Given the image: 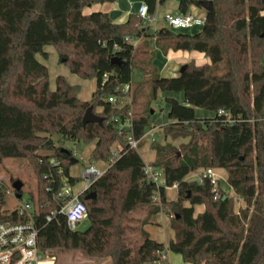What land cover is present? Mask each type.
Returning a JSON list of instances; mask_svg holds the SVG:
<instances>
[{
    "label": "trees",
    "instance_id": "obj_1",
    "mask_svg": "<svg viewBox=\"0 0 264 264\" xmlns=\"http://www.w3.org/2000/svg\"><path fill=\"white\" fill-rule=\"evenodd\" d=\"M115 1L0 0V163L20 158L32 166L37 195L30 199L37 204L33 219L39 249L78 250L92 258L109 257L111 264L158 261L166 250L192 264H264V0H212L201 29L193 34L166 27L149 31L137 13L118 22L107 12H83L92 4ZM143 2L154 14L158 0ZM191 5L200 7L198 0H178L180 12ZM148 37L163 54L169 49L197 51L209 63L188 62L182 72L161 76L152 65ZM134 38H139L135 46L128 41ZM44 45L54 46L59 62L71 73L96 79L90 100H80L79 86L62 75L55 77V89L50 90L47 67L36 59V54L47 56ZM112 57L121 63H112ZM222 63L226 71L219 74ZM133 69L144 79L131 85L130 102L123 106L109 102V95L121 94L117 86L130 84ZM145 83L151 87L150 99L158 90L183 93L182 102L165 98L169 121L162 125L165 136L189 137L180 146V155L170 144L151 143L155 151L151 165L161 170L165 186L176 184L177 198L172 201L166 200L164 186L158 188L159 202L152 201L156 187L147 180L138 152L150 114L132 106ZM88 106L103 117L100 124L82 123ZM195 108L212 115L197 117ZM128 117L130 128L120 129ZM128 132L136 148L127 145ZM53 135L57 140L94 142L90 160L108 163L78 195L87 208L84 230H70L59 212L45 219L63 202L57 196L62 177L71 185L80 180L68 171L72 150L58 144ZM113 144L121 150L110 161ZM59 167L62 175L56 173ZM205 167L226 170V181L243 199L244 208L235 212L233 198L219 184L214 191L205 177L184 180ZM90 191L95 196L85 199ZM3 203L0 190V220L25 219L1 209ZM200 204L204 210L194 215V206ZM141 209L147 214L171 213L174 238L165 245L139 227L141 239L131 245L130 222Z\"/></svg>",
    "mask_w": 264,
    "mask_h": 264
},
{
    "label": "rangeland",
    "instance_id": "obj_2",
    "mask_svg": "<svg viewBox=\"0 0 264 264\" xmlns=\"http://www.w3.org/2000/svg\"><path fill=\"white\" fill-rule=\"evenodd\" d=\"M200 1V0H198ZM100 5V4H97ZM89 7V6H87ZM86 7V8H87ZM100 6L97 7V10H91V11H98L100 10ZM191 11V14L193 16H202L205 10L202 7L194 6ZM86 8L83 10L86 11ZM178 9V0H161L160 2H157L155 12L153 16L155 17V22L150 25L151 29L154 27L155 24L163 23L161 18L165 13H174ZM197 28L188 29L187 32H193L196 31ZM139 42V41H138ZM137 42V43H138ZM153 50V57L156 56V51L159 50L161 54H163V51L156 47L155 45L151 47ZM43 50L47 53L46 57L41 56L40 54H36V59L44 64L47 67L48 71V84L50 90L55 89V73L59 72V75H62L65 77V79L68 81V83L72 85H78L79 86V92H78V98L82 101H88L91 98V94L94 91L96 87V79H83L79 77L77 74L71 73L68 66L64 63L59 62L58 54L52 45H44ZM191 52V51H190ZM188 62H192L195 64H200L199 60L195 58L194 56L189 57ZM264 64V56L262 60ZM209 63V61H208ZM181 66V65H180ZM180 68V67H179ZM136 69L132 70V77L133 75H136ZM226 71L225 65L222 63L219 67L218 73L221 74ZM141 72V71H140ZM162 76V75H161ZM164 76V75H163ZM144 79V77H143ZM142 79V80H143ZM140 81H135L134 84L140 83ZM143 90V91H142ZM151 87L149 84L145 83L142 86H140V94L139 97L135 100L133 103V109L135 111L146 109L148 110L150 114V120L151 123L157 126H162L163 124L167 123L168 117V104L165 100L166 97H172L176 96L179 98H182L181 92H172V91H157L156 96L154 99H150V93ZM130 101V100H128ZM198 109V108H197ZM198 113H204L207 115L200 116V117H207L211 116L212 114L207 113L205 111L202 112L201 108L196 111V114ZM198 117V116H197ZM164 122V123H163ZM149 128V127H148ZM147 128V129H148ZM164 133L162 131H158V135L154 137L153 140H151L150 134L145 136L144 141H142V145L148 144V142L151 143L155 142L160 145H166L170 144L174 147H176L177 150V156L180 155V146L182 144H185L188 142L189 137H177L175 139H172L171 137H168V140H165ZM52 138L63 147L69 148L72 150V156H71V164L69 166V173L71 175H76L80 178V184L78 183L74 187V192L76 193L77 189L80 187L81 184H83V179L81 178V173L84 170V168L90 164L95 165L96 168L99 169L97 162L98 161H92L90 160L91 151L94 147V142L90 143H83L78 141H73L69 139H58V136L53 135ZM117 144H113L111 146L112 151L115 149V146ZM141 145V146H142ZM144 148V147H143ZM143 148H139V154L143 158V160H147L148 157L145 154V151ZM150 149H152L150 147ZM101 165L107 167L108 164L105 161L99 162ZM199 169V168H198ZM217 169V175H218V181H219V187L224 188L226 194L233 198L234 200V211H238L239 208L245 207V202L242 198L238 197L234 194L233 190L228 189L229 184L226 181V170L223 168H216ZM101 170V169H100ZM197 170V169H196ZM194 170V171H196ZM187 176V175H186ZM0 177L3 179L5 187L3 188L4 191V203L1 206V209H11L17 205V202L23 203L27 200H30V198H36L37 195V178L36 175L32 169V166L30 162L27 159H20V158H5L0 163ZM20 180L22 182V186L20 189L21 197L16 198L15 197V190L12 188V182L14 180ZM232 189V188H231ZM167 198L168 201H172L171 199L176 200L177 198V190L170 189L167 191ZM183 203H188V201H184ZM182 203V204H183ZM159 213V214H158ZM158 213L154 214H147V211L145 209L137 210L133 214V221L130 222V231H128L129 236V243L133 246H135L141 239L140 233L138 235V229L143 224H147L149 221H157L159 223L158 227L159 229L151 230V236L150 238H154L156 240H162V227H165L167 231H170L169 225H170V216L171 213L160 211ZM162 213V214H161ZM157 214V215H156ZM194 215H196V210H194ZM161 219H163V226L161 224ZM142 224V222H144ZM154 221V222H155ZM169 222V224H168ZM153 223V222H152ZM88 226L87 219H84L80 221L77 225V229L84 230ZM171 227V226H170ZM173 230V229H172ZM174 232V231H173ZM47 254L49 257H54L53 264H111V260L109 257H102V258H92L88 257L82 252L78 250H70V251H57V250H50L47 251ZM183 261V260H180ZM48 263V262H47ZM43 263V264H47ZM151 264V263H149Z\"/></svg>",
    "mask_w": 264,
    "mask_h": 264
},
{
    "label": "built area",
    "instance_id": "obj_3",
    "mask_svg": "<svg viewBox=\"0 0 264 264\" xmlns=\"http://www.w3.org/2000/svg\"><path fill=\"white\" fill-rule=\"evenodd\" d=\"M138 16L141 18L143 27H150L155 22V17L148 13L147 6L144 2L140 5ZM205 16L196 17L188 12H176L165 13L161 18L164 27L175 32H182L188 29H192L196 26H202ZM134 46L139 41V38L128 39ZM106 76V74H104ZM116 90L121 91V94L109 95L108 101L111 103H117L118 106L128 104L131 99V84H121L116 87ZM130 112V111H129ZM219 113L221 111H218ZM130 118H125L120 124L119 128H130ZM127 145L136 148V140L128 132L125 136ZM154 139L153 137L151 138ZM118 149L112 151L110 161L119 155L121 146L118 144ZM58 162L53 161V165H57ZM144 172L147 176V180L155 184L156 189L153 191L151 199L154 202H159V186L164 188L171 187L165 186L164 178L162 177L161 170L158 167L146 164ZM56 173L62 175V169L59 167L56 169ZM101 171L97 169L93 164H90L84 168L81 173L83 179L84 189H86L96 178L101 175ZM44 178L47 175L43 176ZM205 177L209 180L213 190L216 191L218 186V177L214 172V168L205 167L199 168L196 171H192L184 177L186 181H201ZM61 188L57 196L63 199L59 210L51 211L45 216V219L49 221L56 212L62 213L65 216L66 225L70 230L77 229V225L80 221L86 219L87 208L84 202L76 195L72 190V185L67 181L65 177H62ZM172 186L176 187V184ZM5 187L3 179L0 177V190L3 191ZM218 193H215L214 197H218ZM21 197V196H20ZM19 197V198H20ZM37 209L36 202L27 200L23 203L17 202V205L11 209L10 212H16L19 215L24 216L22 221H10L0 220V264H53L54 257H49L47 251L39 249L37 244V228L33 219L34 212ZM172 216V215H171ZM170 216V217H171Z\"/></svg>",
    "mask_w": 264,
    "mask_h": 264
},
{
    "label": "crops",
    "instance_id": "obj_4",
    "mask_svg": "<svg viewBox=\"0 0 264 264\" xmlns=\"http://www.w3.org/2000/svg\"><path fill=\"white\" fill-rule=\"evenodd\" d=\"M160 1L161 0H158V2H160ZM142 2H143V0H116L115 2H107V3H102V4L96 3V4L90 5L87 8L85 7L86 11L83 10V12L84 13H89V12H91V10H97V7L101 5L99 11H103V12H107L108 13L110 10H113V9L119 10L120 11V15L118 16L116 21L122 22V21H124L126 19L127 15L129 13H137V11H138L140 5L142 4ZM97 4H100V5H97ZM193 8H194L193 5H191L189 7V9L187 10V12L191 13ZM176 12H180V11L177 9L176 11H174V13H176ZM205 12L203 13L202 16H205ZM197 17H201V16H197ZM160 27H164V24L163 23L155 24L152 29H151V27H149V31L158 29ZM197 27H199V28L196 31L187 32V30H185V31H182V32L193 34V33L198 32L201 29L202 26H196V27H193V28H197ZM146 40H147V42H148L150 47L154 46V38L153 37H148V38H146ZM46 53H48V52H46ZM155 54H156V56L154 55V57L152 59V65L156 68L157 73L159 75H162V76L163 75L164 76H173V75L177 74L180 65L188 63V59L191 56H194L195 58H197L199 60L200 64L208 63V61H209L208 58L206 56H204L203 53H200V52H197V51H191V52L190 51H181V50L174 51V50L169 49L165 54H161L159 50H157ZM262 60H263V58H262ZM135 72H136V75H133V77H132V72H131V80H130V84L131 85L133 83H135V81L142 80L143 77H144L142 72H140L138 70H136ZM58 73L59 72H56L55 76L59 75ZM172 97L175 98L176 100L180 101V102L183 101V93H182V98H179V97H176V96H173V95H172ZM168 110H169V104H168ZM197 110H199V108L198 109L195 108V115L196 116L200 117V116L207 115V114H204V113H200V114L198 113V115H197L196 114ZM201 110H202V112L205 111V112L209 113L206 110H203V109H201ZM210 114H212V113L210 112ZM159 130L162 131V126L154 125V124L151 123V120H149V125L145 128V134H144V137L142 138V141H144V138L148 134V132L150 134V137L154 138V137H156L158 135V131ZM164 138H165V140H168L167 136H165ZM151 140H150V142H148V144L142 145L140 147V149L144 147L143 150L145 151V154L148 157L147 160H143L144 163H146V164H151L154 161V159H155V151L153 149H150ZM118 148L119 147H118V144H117L115 146V149H118ZM138 152H139V149H138ZM100 161H102V160H99L97 162V164H98L99 170L101 169L100 171L103 172L108 166L105 167V166L101 165L99 163ZM214 172L217 175V169L216 168H214ZM69 174L72 177H77L75 174L74 175H71V173H69ZM217 177H218V175H217ZM226 177H227V174H226ZM78 183L80 184L81 182L79 181V182L75 183L74 185H72L73 192H74V187ZM218 183H219V181H218ZM170 189H175L176 190V187L175 186H171V187L165 188V198H166V200H169L167 198V191L170 190ZM222 189L224 190V188H222ZM228 189L232 190L230 186L228 187ZM83 190H84V185L81 184L80 187L77 189L76 193L75 192L74 193L76 195H79V193L82 192ZM171 200H174V199H171ZM183 205L184 206H188L189 204L188 203H183ZM194 210H196V214H197V213L202 212L204 210V206L202 204L195 205L194 206ZM154 221H152L153 223L151 221H149L147 224H143L141 226L142 230L145 231L149 235V237H152L151 233H150L151 230L159 229V227H158L159 223L157 221H155V222ZM162 223H163V219H161V224ZM168 224H169V222H168ZM162 226H163V224H162ZM169 228H170V231H167L165 229V227L161 228V230H163V232H162V235H163L162 236L163 237L162 240H156L154 238H152V239H154L156 241H159V242H162V243H164L166 245L170 239L174 238V232H173L172 228L170 227V225H169ZM137 231H138L137 232L138 235L136 234V236H139V230H137ZM180 260H182V258H181V256L179 254H176V253H173V252H171L169 250H166L162 254L160 260L154 261V262H149V263H151V264H192V263L184 262V261H180ZM149 263H145V264H149Z\"/></svg>",
    "mask_w": 264,
    "mask_h": 264
},
{
    "label": "water",
    "instance_id": "obj_5",
    "mask_svg": "<svg viewBox=\"0 0 264 264\" xmlns=\"http://www.w3.org/2000/svg\"><path fill=\"white\" fill-rule=\"evenodd\" d=\"M199 3H200V6L202 8H204V10L206 12L211 10V8H212V0H200ZM108 15L112 20H115L120 15V11L113 9V10H110L108 12ZM62 61H63V59H62ZM111 61L114 64H120L121 63V60H119L117 57H112ZM185 66H186V64H182L179 68V72H182L183 69L185 68ZM102 119H103V117H101L98 114H96L95 112H93L91 106H88L82 115V123L83 124H86L89 122H96V123L100 124ZM61 151L67 152V150L65 148H61ZM70 161H71V158H70ZM21 186H22V182L18 179L14 180L12 182V188L15 190V197L16 198H19L21 196V193H20ZM94 196H95V192L90 191L84 196V198L90 199V198H93Z\"/></svg>",
    "mask_w": 264,
    "mask_h": 264
}]
</instances>
